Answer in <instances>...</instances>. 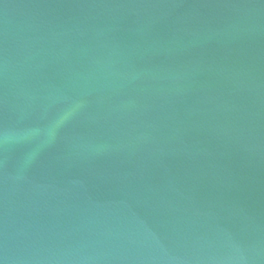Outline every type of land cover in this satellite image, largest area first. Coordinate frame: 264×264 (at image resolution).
I'll use <instances>...</instances> for the list:
<instances>
[{"label":"water","instance_id":"obj_1","mask_svg":"<svg viewBox=\"0 0 264 264\" xmlns=\"http://www.w3.org/2000/svg\"><path fill=\"white\" fill-rule=\"evenodd\" d=\"M0 264H264V0H0Z\"/></svg>","mask_w":264,"mask_h":264}]
</instances>
